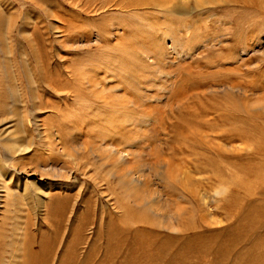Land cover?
Wrapping results in <instances>:
<instances>
[{
    "label": "rangeland",
    "instance_id": "1",
    "mask_svg": "<svg viewBox=\"0 0 264 264\" xmlns=\"http://www.w3.org/2000/svg\"><path fill=\"white\" fill-rule=\"evenodd\" d=\"M152 2L0 0V264H264V12Z\"/></svg>",
    "mask_w": 264,
    "mask_h": 264
},
{
    "label": "bare ground",
    "instance_id": "2",
    "mask_svg": "<svg viewBox=\"0 0 264 264\" xmlns=\"http://www.w3.org/2000/svg\"><path fill=\"white\" fill-rule=\"evenodd\" d=\"M222 2L223 3H226L227 5H231V6H233L235 9H237V10H241L242 12H241V15H239L241 18L244 16V15H246L247 13H248V9L247 8H249L250 10H252V11H254V14H260V12H264V10H263V7H262V9H260L261 8V2H263L262 0H222ZM157 4H158V2H157V0H154V2H152V5H154V6H157ZM146 5L147 6H150L149 5V2H146ZM240 19V18H239ZM249 46V45H248ZM263 139V138H262ZM9 150H10V152H12V154H17L18 152H23L24 150L25 151H27L26 150V148H22V147H12L11 145H7L6 146ZM8 150V151H9ZM18 150V151H17ZM24 151V152H25ZM264 153V152H263ZM60 198L59 197H56V196H53L52 197V199H51V206L49 207V211H51L52 213H53V216H57V217H62V218H65V216H66V212H67V205H68V203H69V199H66L65 200V202H64V204H63V202H61L60 200H59ZM63 206V207H60L59 209L57 208L58 206ZM55 208H57V210L56 211H53ZM257 208L258 207H254V208H252L251 209V211H249V213H248V215H247V217H246V219H247V221H250V223L252 224V228H251V230L249 231V233L248 234H246V233H244L243 232V229H242V227H241V225L240 226H236V227H234V228H231V231L233 232V235H234V237H233V242L234 243H237V244H248V243H251V237L253 236V235H251V234H254L255 233V231H256V229L258 228V229H261V228H264L263 227V221H260L257 217H260V216H258V214H257ZM237 210V209H236ZM235 210V211H236ZM256 214V215H255ZM79 218V217H78ZM262 218V217H261ZM121 224V223H120ZM108 225H110V226H108ZM115 224L113 223V221H111L110 223H108V224H101L100 225V228H99V230L97 231V234L96 235H98L101 239H103L105 236L107 237V240H106V243H105V245L107 246V248L108 247H110L111 246V244H114V243H112L113 241H114V239H115V235H116V233H115V231H114V226ZM123 225V224H122ZM106 226H108L107 228H106ZM61 227V226H60ZM120 228H121V226H120ZM123 229V228H122ZM115 230H117V229H115ZM124 230V229H123ZM123 230H121L122 232H123ZM262 230V229H261ZM125 231H126V229H125ZM128 231H130V230H128ZM258 232V231H257ZM132 233V232H131ZM139 233V232H138ZM141 233V232H140ZM143 233V232H142ZM145 233V232H144ZM143 233V234H144ZM81 234V233H80ZM128 234V233H127ZM126 234V235H127ZM150 234H152V233H148V235H150ZM77 235H79V234H77ZM129 235V234H128ZM145 235V234H144ZM153 235V234H152ZM151 235V236H152ZM146 236H147V234H146ZM58 237V236H57ZM55 240H51V242H54ZM80 241H81V239H79V237H76V240L75 241H73V245H74V247L76 248V252L73 250V253L71 254V255H69L70 253H68V254H66V255H64V256H62L61 257V260L62 261H64L65 263H76V261L77 262H80L79 260H80V258H79V256H80V254L77 252V246H78V244H80ZM126 241V240H125ZM261 241H262V244L263 245H261ZM261 241H256L255 243H253V246H252V248L250 249V250H248L247 252H245V253H242V255L241 256H239L238 257V259H239V261L242 263V262H244L245 260H247L250 256H252L253 255V253L254 252H256V251H259L260 250V248H262L263 246H264V240H261ZM116 242V241H115ZM128 242V241H127ZM165 244V243H164ZM120 246L122 245V244H119ZM49 246H50V243L49 242H45L44 243V245L42 246V248H41V250L38 252V253H35L34 251H33V249H32V247L30 246V245H27V246H25V248H24V264H48V262H49V260L51 259L50 257L51 256H49L50 255V248H49ZM189 246V245H188ZM95 247H97V245H95ZM123 247H125L124 245H123ZM143 247V246H142ZM234 247H236V246H231V247H229L227 250H229V251H232L233 250V248ZM105 248V247H104ZM106 248V249H107ZM191 248V247H190ZM51 249H53V248H51ZM111 249V248H110ZM110 249H108V250H110ZM122 249V248H121ZM191 249H193V248H191ZM108 250H106L107 252H108ZM113 250V249H112ZM111 250V251H112ZM110 251V252H111ZM148 251H150V250H148ZM152 251V250H151ZM78 253V254H77ZM114 253V252H113ZM148 253V252H147ZM155 253V252H154ZM111 253H109V255H110ZM122 254V253H121ZM118 255V254H117ZM129 255V254H128ZM148 255H149V253H148ZM152 255V254H151ZM154 255V254H153ZM152 255V256H153ZM156 255V254H155ZM105 256H106V253H105ZM108 256V255H107ZM119 256H120V254H119ZM109 257V256H108ZM159 257V256H158ZM107 258V257H106ZM110 258H112V257H110ZM129 258H130V256H129ZM134 258V257H133ZM137 258V257H136ZM149 258V257H148ZM154 258V257H153ZM131 259V258H130ZM135 259V258H134ZM139 259V258H138ZM141 259V258H140ZM139 259V260H140ZM155 259V258H154ZM129 260V259H128ZM131 261V260H130ZM128 262V261H127ZM136 262V261H135ZM138 262V261H137ZM137 264V263H136Z\"/></svg>",
    "mask_w": 264,
    "mask_h": 264
}]
</instances>
